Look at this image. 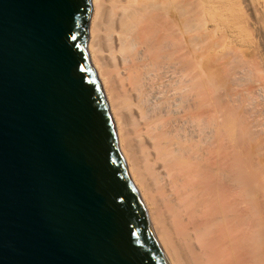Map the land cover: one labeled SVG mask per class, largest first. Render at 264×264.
I'll return each mask as SVG.
<instances>
[{"label": "bare ground", "instance_id": "bare-ground-1", "mask_svg": "<svg viewBox=\"0 0 264 264\" xmlns=\"http://www.w3.org/2000/svg\"><path fill=\"white\" fill-rule=\"evenodd\" d=\"M87 52L168 264H264V0H91Z\"/></svg>", "mask_w": 264, "mask_h": 264}, {"label": "water", "instance_id": "water-1", "mask_svg": "<svg viewBox=\"0 0 264 264\" xmlns=\"http://www.w3.org/2000/svg\"><path fill=\"white\" fill-rule=\"evenodd\" d=\"M91 0H0V264H168L87 52Z\"/></svg>", "mask_w": 264, "mask_h": 264}]
</instances>
